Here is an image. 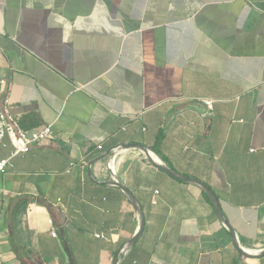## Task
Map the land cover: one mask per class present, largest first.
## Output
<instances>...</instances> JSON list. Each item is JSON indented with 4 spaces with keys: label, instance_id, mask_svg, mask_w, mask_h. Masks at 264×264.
<instances>
[{
    "label": "crops",
    "instance_id": "crops-1",
    "mask_svg": "<svg viewBox=\"0 0 264 264\" xmlns=\"http://www.w3.org/2000/svg\"><path fill=\"white\" fill-rule=\"evenodd\" d=\"M1 78L21 126L56 135L0 140L4 264H264L159 168L264 249V0H0Z\"/></svg>",
    "mask_w": 264,
    "mask_h": 264
},
{
    "label": "built area",
    "instance_id": "built-area-1",
    "mask_svg": "<svg viewBox=\"0 0 264 264\" xmlns=\"http://www.w3.org/2000/svg\"><path fill=\"white\" fill-rule=\"evenodd\" d=\"M10 83L5 79H0V140L7 137L12 144L11 156L24 154L34 145L50 143L55 138L52 124H46L39 128L26 129L21 126L18 117L11 112V101L9 97ZM204 103L208 108L212 106V100L205 98ZM116 158V154L113 159ZM74 162L70 163V166ZM12 163L9 157H0V173L5 172ZM153 203L155 199H152ZM51 223V219L48 220ZM50 234L56 236V231L51 227ZM97 237H104L103 234H96ZM0 264H4L0 252Z\"/></svg>",
    "mask_w": 264,
    "mask_h": 264
},
{
    "label": "water",
    "instance_id": "water-1",
    "mask_svg": "<svg viewBox=\"0 0 264 264\" xmlns=\"http://www.w3.org/2000/svg\"><path fill=\"white\" fill-rule=\"evenodd\" d=\"M121 148H130V147H135V148H139L141 150H144L145 152H149V148L147 146L141 145V144H120ZM159 168L162 169L163 171L169 173L171 176L176 177L178 179L184 180V181H190L193 183L198 184L203 190L204 192L207 194V196L209 197V199L211 200V202L214 204L215 209L217 211L218 217L219 219L227 226L230 234H231V239L233 242L234 247L236 248V250L238 252H240L243 256L247 257V258H257L260 255L264 254V249L260 250L259 252H254L252 250H246L245 248H243L242 246L239 245V243L237 242L236 236H235V231L234 229L231 227V225L229 224V222L224 218L223 216V212L221 211L220 207H219V203L218 200L216 198V196L214 195L213 191L202 181L198 180V179H194V178H187L185 176H181L178 175L176 172H174L172 169H170L169 167H167L164 163H161L159 165ZM117 185L123 189V191L127 194V196L129 197V199L132 201L134 207L136 208L139 217H140V226H139V230L138 232L131 238L130 243H133L136 238L139 236L141 230H142V226H143V215H142V211L140 209V207L137 205L135 198L132 196V194L129 192V190L127 188H125L121 183L116 182ZM129 243H127L126 245H128ZM251 251V252H250ZM117 262V257H115L113 264H116Z\"/></svg>",
    "mask_w": 264,
    "mask_h": 264
},
{
    "label": "trees",
    "instance_id": "trees-1",
    "mask_svg": "<svg viewBox=\"0 0 264 264\" xmlns=\"http://www.w3.org/2000/svg\"><path fill=\"white\" fill-rule=\"evenodd\" d=\"M160 140V133H159V135L157 136V139H156V142L158 143V141ZM153 151L155 152V153H157L160 157H163V155L160 153V151H159V149L157 148V146L154 144L153 145ZM164 158V157H163ZM203 195L207 198V199H209L208 198V196L205 194V193H203Z\"/></svg>",
    "mask_w": 264,
    "mask_h": 264
},
{
    "label": "bare ground",
    "instance_id": "bare-ground-1",
    "mask_svg": "<svg viewBox=\"0 0 264 264\" xmlns=\"http://www.w3.org/2000/svg\"><path fill=\"white\" fill-rule=\"evenodd\" d=\"M250 250V249H249ZM251 252V251H250Z\"/></svg>",
    "mask_w": 264,
    "mask_h": 264
}]
</instances>
